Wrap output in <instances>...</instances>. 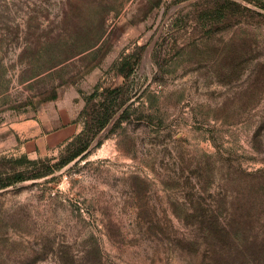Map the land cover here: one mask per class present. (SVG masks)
Instances as JSON below:
<instances>
[{"label":"rangeland","instance_id":"rangeland-1","mask_svg":"<svg viewBox=\"0 0 264 264\" xmlns=\"http://www.w3.org/2000/svg\"><path fill=\"white\" fill-rule=\"evenodd\" d=\"M53 107L0 264H264V0H0V128Z\"/></svg>","mask_w":264,"mask_h":264},{"label":"crops","instance_id":"crops-1","mask_svg":"<svg viewBox=\"0 0 264 264\" xmlns=\"http://www.w3.org/2000/svg\"><path fill=\"white\" fill-rule=\"evenodd\" d=\"M80 111L53 107L46 110L45 118L35 115L33 119L0 128V151L13 150L33 158V155L38 156L49 148L66 143L81 131L77 122Z\"/></svg>","mask_w":264,"mask_h":264},{"label":"trees","instance_id":"trees-1","mask_svg":"<svg viewBox=\"0 0 264 264\" xmlns=\"http://www.w3.org/2000/svg\"><path fill=\"white\" fill-rule=\"evenodd\" d=\"M126 64V63H125ZM124 68H125V66H124V64H123V67H122V69H121V74H124L123 72H124ZM119 88H116L115 90H118ZM100 94H99V87H97L96 88V90L90 95V99H94V98H96V97H98ZM107 121H108V119H105L104 121H101L100 122V126L101 127H104L105 125H106V123H107ZM79 151V150H78ZM77 151V155L79 154V152ZM21 162H23V161H30L29 160V158L27 157V156H23L21 159H19ZM31 162V161H30ZM19 177V179L20 180H22L23 178H22V175H18Z\"/></svg>","mask_w":264,"mask_h":264}]
</instances>
